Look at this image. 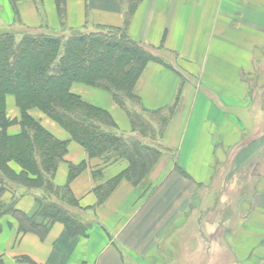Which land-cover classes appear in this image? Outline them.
<instances>
[{"label": "crops", "instance_id": "0c3cea01", "mask_svg": "<svg viewBox=\"0 0 264 264\" xmlns=\"http://www.w3.org/2000/svg\"><path fill=\"white\" fill-rule=\"evenodd\" d=\"M44 7L49 29L59 30L55 0H44ZM18 9L26 27L43 26L33 2ZM0 10L13 25L10 0H0ZM88 21L122 28V7L117 0H68L67 26L84 28ZM128 34L160 60L149 62L136 84L141 107L164 115L173 110L162 139L166 152L146 183L151 191L122 181L100 203L98 189L129 163L91 158L68 132L33 111L68 144L54 182L69 186L78 203L69 210L89 228L72 236L57 222L41 237L23 233L5 213L0 264H264V78L258 79L264 75V0H143ZM72 92L109 112L120 131H131L111 94L78 83ZM7 116L8 134L19 135L13 97ZM80 166L70 181L72 167ZM12 199L11 192L0 195V209ZM14 209L32 215L35 197H20Z\"/></svg>", "mask_w": 264, "mask_h": 264}, {"label": "trees", "instance_id": "16d2710c", "mask_svg": "<svg viewBox=\"0 0 264 264\" xmlns=\"http://www.w3.org/2000/svg\"><path fill=\"white\" fill-rule=\"evenodd\" d=\"M24 1L33 2L38 9L41 28L30 29L22 22L18 5ZM117 1L122 7V28L95 27L90 21L84 28H70L68 0H55L58 32L48 27L44 0H10L15 22L0 33V195L11 192L13 199L12 205L0 209V220L10 212L23 233L45 237L57 222L64 224L72 236L89 228L80 215L69 210L78 208L69 186L60 188L54 182L68 144L50 134L32 116L33 111L68 132L91 158L124 159L129 163L122 176L98 189L100 203L122 181L136 188L142 186L166 152L162 139L173 110L168 115L147 112L135 93L147 64L160 61L128 34L143 0ZM76 83L111 94L126 111L131 131H120L109 112L74 94L72 86ZM8 97L14 98L20 112L21 133L17 136L8 134L13 124L7 116ZM11 163L22 169L20 174L10 168ZM80 171L81 166L72 167L70 181ZM150 191L148 185L145 192ZM26 194L36 200L32 215L14 209L16 201Z\"/></svg>", "mask_w": 264, "mask_h": 264}, {"label": "rangeland", "instance_id": "374dc122", "mask_svg": "<svg viewBox=\"0 0 264 264\" xmlns=\"http://www.w3.org/2000/svg\"><path fill=\"white\" fill-rule=\"evenodd\" d=\"M44 9H45V7H44ZM0 17H2V19L4 20V23L0 26V33H3L4 31H6V29H9L8 27H7V25L5 24V18H6V14H5V10H0ZM1 19V18H0ZM46 20L48 21V19H47V17H46ZM12 26V25H11ZM14 28H18V27H13V29ZM19 29V28H18ZM31 29V28H30ZM12 31H14V30H12ZM51 31H58L59 32V30H57V29H55V30H52L51 29ZM260 74V73H259ZM258 74V79H262V77L264 78V75L263 76H260ZM147 183V181L145 182V183H143L142 184V186H143V188L144 189H146L147 187H148V184H146ZM225 259H223V257H220V261L221 262H223Z\"/></svg>", "mask_w": 264, "mask_h": 264}]
</instances>
